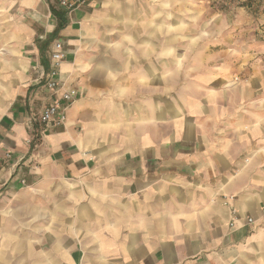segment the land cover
I'll list each match as a JSON object with an SVG mask.
<instances>
[{
  "label": "crops",
  "instance_id": "1",
  "mask_svg": "<svg viewBox=\"0 0 264 264\" xmlns=\"http://www.w3.org/2000/svg\"><path fill=\"white\" fill-rule=\"evenodd\" d=\"M50 1L64 25L21 2L44 29L26 51L46 74L61 42L79 98L42 127L61 95L23 50L0 74V264H264V91L155 43V0Z\"/></svg>",
  "mask_w": 264,
  "mask_h": 264
},
{
  "label": "rangeland",
  "instance_id": "2",
  "mask_svg": "<svg viewBox=\"0 0 264 264\" xmlns=\"http://www.w3.org/2000/svg\"><path fill=\"white\" fill-rule=\"evenodd\" d=\"M41 1L47 12L53 9L50 0ZM21 2L0 0V74L23 50L34 84L43 79L42 66L27 51L36 52L44 29ZM155 43L184 45L200 68L223 70V90L264 91V0H155Z\"/></svg>",
  "mask_w": 264,
  "mask_h": 264
},
{
  "label": "built area",
  "instance_id": "3",
  "mask_svg": "<svg viewBox=\"0 0 264 264\" xmlns=\"http://www.w3.org/2000/svg\"><path fill=\"white\" fill-rule=\"evenodd\" d=\"M89 0H58V7L67 14H71L87 5ZM66 58L63 44L58 42L52 54V66L48 73H42V77L48 80V89L56 94L61 95V101L46 106L35 118L42 127L55 126L63 127L67 123V111L69 107L79 98V92L75 88H68L61 84L57 78L61 65ZM248 224H253L254 219H248Z\"/></svg>",
  "mask_w": 264,
  "mask_h": 264
},
{
  "label": "trees",
  "instance_id": "4",
  "mask_svg": "<svg viewBox=\"0 0 264 264\" xmlns=\"http://www.w3.org/2000/svg\"><path fill=\"white\" fill-rule=\"evenodd\" d=\"M51 12L53 13V15H54L55 17H57V18L62 22V25L65 24L66 20H65L64 18L61 17V15H60L59 12H57L56 10H53V9H51ZM41 64L43 65L42 62H41Z\"/></svg>",
  "mask_w": 264,
  "mask_h": 264
}]
</instances>
